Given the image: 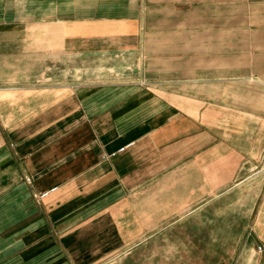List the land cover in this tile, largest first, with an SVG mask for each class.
I'll list each match as a JSON object with an SVG mask.
<instances>
[{
	"label": "crops",
	"instance_id": "obj_1",
	"mask_svg": "<svg viewBox=\"0 0 264 264\" xmlns=\"http://www.w3.org/2000/svg\"><path fill=\"white\" fill-rule=\"evenodd\" d=\"M224 193L264 264V0H0V264H101Z\"/></svg>",
	"mask_w": 264,
	"mask_h": 264
},
{
	"label": "rangeland",
	"instance_id": "obj_2",
	"mask_svg": "<svg viewBox=\"0 0 264 264\" xmlns=\"http://www.w3.org/2000/svg\"><path fill=\"white\" fill-rule=\"evenodd\" d=\"M249 201L242 194H220L201 203L183 222L160 226L152 239L101 264H249L246 236L256 218V210L249 207L255 203L252 194Z\"/></svg>",
	"mask_w": 264,
	"mask_h": 264
},
{
	"label": "built area",
	"instance_id": "obj_3",
	"mask_svg": "<svg viewBox=\"0 0 264 264\" xmlns=\"http://www.w3.org/2000/svg\"><path fill=\"white\" fill-rule=\"evenodd\" d=\"M258 250H259V252H262V251H263V247L260 246V247L258 248Z\"/></svg>",
	"mask_w": 264,
	"mask_h": 264
}]
</instances>
